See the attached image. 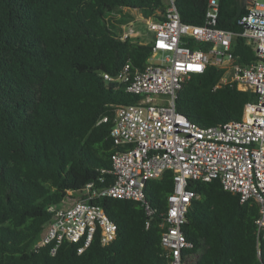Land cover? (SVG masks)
Segmentation results:
<instances>
[{
    "label": "trees",
    "instance_id": "1",
    "mask_svg": "<svg viewBox=\"0 0 264 264\" xmlns=\"http://www.w3.org/2000/svg\"><path fill=\"white\" fill-rule=\"evenodd\" d=\"M252 0H217L216 27L238 33L239 19ZM181 22L202 26L208 0H174ZM164 0H0V264H165L161 212L173 189V172L147 182V216L140 203L99 198L117 227L109 245L96 235L81 254L63 242L32 246L51 219L48 208L68 192L92 183H113L110 137L116 107L138 104L125 86L107 82L124 65L142 69L152 45L121 41L117 28L127 22L123 9L160 20ZM117 26V27H116ZM191 49L208 45L189 41ZM237 62L254 59L240 38L232 45ZM224 71L208 66L193 74L176 94L175 111L200 127L240 120L253 94L220 84ZM216 87V88H215ZM107 117V122H98ZM193 193L181 231L192 248L183 264H264V240L256 254L257 205L240 203L218 180L189 181ZM148 223V226H147Z\"/></svg>",
    "mask_w": 264,
    "mask_h": 264
},
{
    "label": "built area",
    "instance_id": "2",
    "mask_svg": "<svg viewBox=\"0 0 264 264\" xmlns=\"http://www.w3.org/2000/svg\"><path fill=\"white\" fill-rule=\"evenodd\" d=\"M165 1L167 7L160 20H145L154 34L147 64L142 69L126 64L114 76L103 74L107 82L121 83L125 92L140 97L138 104L113 111V183L103 189L90 183L77 192L79 196L71 205H51V219L33 251L52 245L50 254L54 255L63 242H69L79 245L77 252L81 254L96 235L101 245H109L117 236V227L93 202L103 197L132 200L152 216L156 210L146 201V184L171 170L173 189L166 198L160 224L165 264H183V252L192 248L181 231L194 196L187 189L189 181L218 180L240 203L251 200L257 205L254 234L260 257V242L264 240V0L251 1L238 21V33L216 27L217 0H208L202 26L181 22L174 0ZM134 38L138 35L132 22L124 24L121 41ZM236 38L254 55L247 64L238 63L232 52ZM189 41L208 45V50L191 49ZM210 65L224 71L216 87L235 84L238 90L253 94V101L244 105L240 120L200 127L175 111V99L191 75L202 74ZM107 121L104 117L98 124ZM75 193L69 191L68 199Z\"/></svg>",
    "mask_w": 264,
    "mask_h": 264
},
{
    "label": "rangeland",
    "instance_id": "3",
    "mask_svg": "<svg viewBox=\"0 0 264 264\" xmlns=\"http://www.w3.org/2000/svg\"><path fill=\"white\" fill-rule=\"evenodd\" d=\"M123 14H126L129 16L126 23L132 22L133 31L136 32V34L138 35V38L137 39L134 38L132 39V41L137 42V43H144V44L151 43L153 40L154 34L152 31H150L147 28L146 21H145L146 19L142 17L141 13H139L138 11L123 9ZM78 196H79V193L76 192L72 199L69 200L68 198H66L61 204L57 205V207L61 208L63 206L65 207V206L71 205Z\"/></svg>",
    "mask_w": 264,
    "mask_h": 264
},
{
    "label": "crops",
    "instance_id": "4",
    "mask_svg": "<svg viewBox=\"0 0 264 264\" xmlns=\"http://www.w3.org/2000/svg\"><path fill=\"white\" fill-rule=\"evenodd\" d=\"M117 27V26H116ZM120 31L122 30V26H118L117 27ZM141 44H144V43H141Z\"/></svg>",
    "mask_w": 264,
    "mask_h": 264
}]
</instances>
